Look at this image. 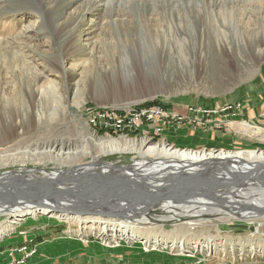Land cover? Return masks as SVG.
I'll use <instances>...</instances> for the list:
<instances>
[{
	"label": "rangeland",
	"instance_id": "374dc122",
	"mask_svg": "<svg viewBox=\"0 0 264 264\" xmlns=\"http://www.w3.org/2000/svg\"><path fill=\"white\" fill-rule=\"evenodd\" d=\"M40 5L61 28L52 38L37 33L39 9L32 0H0V128H14V136L0 151L62 147L76 154L72 167L101 178L97 184L103 187L107 171H120L111 173L116 179H149L157 164L174 165L173 172L183 165H175L176 158L135 152L98 155L99 138L145 139L147 144L163 143L168 150L214 155L264 150V0H40ZM25 26L30 30L22 37ZM72 43H79L75 53ZM53 57L59 64L49 62ZM60 67L66 74L53 70ZM148 102L169 105L164 109L180 117V123H171L164 136L144 138L140 133L125 138L97 135L87 124L89 108L126 110L147 107ZM202 109L215 113H198ZM38 112L41 119L35 118ZM183 127L185 135L172 138L167 133ZM70 164H0V179L34 169L38 174L66 171ZM246 192L251 194L250 189ZM155 211L145 227L170 231L175 219L162 220L170 214ZM222 216L210 217L194 232L201 238L220 235L227 241L226 255L193 260L177 252L171 256L183 257L171 264H264V224L227 222ZM3 220L1 216L0 223ZM36 221L14 224L4 234L0 264H146L133 259L141 253L131 242L118 243L130 249L126 252L109 247L98 251L101 240L93 234L78 238L75 224ZM250 246L256 247L255 254H250Z\"/></svg>",
	"mask_w": 264,
	"mask_h": 264
},
{
	"label": "bare ground",
	"instance_id": "6f19581e",
	"mask_svg": "<svg viewBox=\"0 0 264 264\" xmlns=\"http://www.w3.org/2000/svg\"><path fill=\"white\" fill-rule=\"evenodd\" d=\"M32 5L39 9L37 33L48 38L54 37L58 29H61L60 26L55 24L53 18H47V12L41 7L40 0H32ZM27 30H30L29 26L24 27L22 37ZM69 33H72V36L75 29H71ZM16 40L23 41L19 37ZM7 45L3 47L8 49ZM71 45L73 46L71 53H75L79 43ZM57 61L58 58L53 57L49 62L58 63ZM59 69L53 68L61 75L66 74L64 69L61 70L62 67ZM51 86L56 90V85L51 83ZM35 116L41 119V113L38 112ZM244 127L247 128L249 125L245 124ZM13 130V127L8 128V131L0 128L1 147L7 145L14 136ZM96 147L98 155L102 156L135 152L143 157L148 155L167 160L176 158L178 162L174 164L183 166L178 167L182 168L181 170L174 169L173 172L171 168L174 165L169 166L167 162L165 165L155 163L156 169L151 168V171L155 170L156 173L148 175L149 179L141 175V179L123 178L125 181L122 182L117 180L123 179H116V175H111L120 171H107L109 176L104 175L101 187L97 184L101 178L91 177L92 174L87 175L86 170L72 167V160L76 154L70 151L63 152L62 147L56 150L43 148L41 151L4 149L0 151L2 165L28 161L35 164L71 163V167L66 171L53 173L42 171L41 174L34 169L28 175L0 179V217H4L0 223V239L14 224L34 218H37L36 222L41 223L67 222L77 225L78 238L93 234L96 239L101 240V245L96 246L98 251L109 247L116 253H122L129 248L120 247L118 243L125 240L131 242L134 250L141 253L133 259L141 258L146 264H157L156 261L159 259L162 260L161 264H171L170 261H175V258L183 257L171 256L177 252L189 254L193 260L196 256L214 257L228 253L225 248L227 241L220 235L201 238L194 232L196 226L209 222L210 217L214 215L222 214V219L227 222L237 220L252 223L256 227L264 224V150L220 152L214 155L213 152L203 151H171L163 143L147 144L145 139L137 142L114 138H99ZM142 149L145 150L142 152ZM214 188L227 193L221 194L220 191L212 193L217 191L210 190ZM248 189L251 190V194H247ZM155 210L170 214L168 217L161 216L162 220L175 219L173 221L176 224L172 225L170 231L145 227L150 222L148 218L151 217V212ZM247 210L250 211L246 212ZM195 221L197 223H194ZM134 243L136 246H133ZM71 248L74 249L75 246ZM249 250L250 254H255L256 247L250 246Z\"/></svg>",
	"mask_w": 264,
	"mask_h": 264
},
{
	"label": "built area",
	"instance_id": "2783aa9c",
	"mask_svg": "<svg viewBox=\"0 0 264 264\" xmlns=\"http://www.w3.org/2000/svg\"><path fill=\"white\" fill-rule=\"evenodd\" d=\"M230 108V107H229ZM195 112V108H189ZM225 107L221 111H224ZM198 110H196L197 112ZM202 114L215 113L213 110L202 109ZM87 124L92 129L104 132L108 136H118L125 138L128 134L140 133L141 136L164 135L167 128L174 123L179 124L181 118L170 111L165 110L160 105H149L147 107L117 110L111 107L89 108L85 113ZM150 130V131H148ZM150 132V133H149Z\"/></svg>",
	"mask_w": 264,
	"mask_h": 264
},
{
	"label": "crops",
	"instance_id": "0c3cea01",
	"mask_svg": "<svg viewBox=\"0 0 264 264\" xmlns=\"http://www.w3.org/2000/svg\"><path fill=\"white\" fill-rule=\"evenodd\" d=\"M183 131H185V128L183 127V128H179V129H170V130H168L167 131V133L169 134V135H171V136H173L172 138H176V137H178V135H185V132H183ZM165 133V132H164ZM181 133V134H180ZM189 135L191 136V133L189 132ZM164 136V135H163ZM27 225V224H26ZM25 226V225H24Z\"/></svg>",
	"mask_w": 264,
	"mask_h": 264
},
{
	"label": "trees",
	"instance_id": "16d2710c",
	"mask_svg": "<svg viewBox=\"0 0 264 264\" xmlns=\"http://www.w3.org/2000/svg\"><path fill=\"white\" fill-rule=\"evenodd\" d=\"M147 104H148V105L157 104V105H161V106H163V104H161V103H159V102H148ZM163 108H165V109H169V105H167V106L164 105ZM95 132L97 133V135H102V134H103L102 131L95 130ZM128 135H130V134H128ZM134 135H135V134H134Z\"/></svg>",
	"mask_w": 264,
	"mask_h": 264
},
{
	"label": "water",
	"instance_id": "95a60500",
	"mask_svg": "<svg viewBox=\"0 0 264 264\" xmlns=\"http://www.w3.org/2000/svg\"><path fill=\"white\" fill-rule=\"evenodd\" d=\"M170 150H175V148H171ZM192 152H195V151H192ZM217 153V152H216ZM165 195V194H164ZM167 195H169V194H167ZM42 204V203H41ZM41 204H39V205H41ZM226 210H228V208L227 207H224Z\"/></svg>",
	"mask_w": 264,
	"mask_h": 264
}]
</instances>
